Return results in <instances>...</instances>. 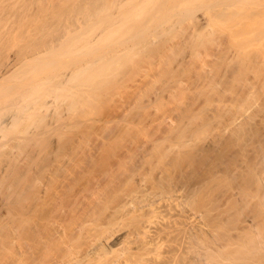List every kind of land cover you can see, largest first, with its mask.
<instances>
[{"label":"rangeland","instance_id":"obj_1","mask_svg":"<svg viewBox=\"0 0 264 264\" xmlns=\"http://www.w3.org/2000/svg\"><path fill=\"white\" fill-rule=\"evenodd\" d=\"M47 1L118 24L0 86V264H264V0Z\"/></svg>","mask_w":264,"mask_h":264},{"label":"bare ground","instance_id":"obj_2","mask_svg":"<svg viewBox=\"0 0 264 264\" xmlns=\"http://www.w3.org/2000/svg\"><path fill=\"white\" fill-rule=\"evenodd\" d=\"M45 1L48 2L47 0H45ZM209 1H210L209 7H211V8L215 7V6H218V7L223 6L224 7V6H228L232 3L237 2V0H209ZM230 2H232V3H230ZM189 3H191V2H189ZM42 6H43V4L41 5V0H0V86H6L7 73H9L10 71L14 72L17 75H18V73L19 74H25L27 72L29 73L30 69L33 67V66L31 67L30 65H28L29 61L37 59L44 52H48V53H50V55L52 54L54 56H58L57 58L55 57V59H57V60H55V62L56 61L59 62V60H62V62H63V59L65 60V57H67V55H66L67 53L69 54L72 52V54H70V55H75L76 52L84 49L83 48L84 46H85V48H87V47H89L90 44L91 45L94 44V42H96L99 39V36L100 35L102 36L101 33L104 31V29H105V31H106V29L108 30V28H110V26L114 22L112 20H115L113 18V16H111L110 14H107L105 16L101 14L100 17L97 18L98 22H96L98 24L100 23V25L98 27H100V26L102 27L101 30L98 29V27H97V29L99 30L98 31L99 33L96 32V34H95V31H96V29H95L96 27H95L94 28L95 31H94V29H92L91 31H89L87 33L79 34V36H75L73 38V36L71 35V32L73 30V29H71V27L72 26L74 27V25H75L74 21H73V17L75 18V16H73V13L71 12V13H69L71 15L67 16L65 14L66 16H64V13L66 11H64L63 8H61V9H63L61 11H64V13L63 14L61 12L58 13L56 10L57 6L55 7L54 2H50V1L46 5L47 8L46 7L43 8ZM59 6H58V8H59ZM190 8H191V6L186 7V11L187 12L191 11ZM96 9L98 10V8H96ZM96 9H93L94 11H93L92 15H94V16L97 15ZM183 11H185V10L183 9ZM179 12H182V11L179 10ZM85 16L87 17L88 14L84 13L82 16L83 19ZM78 20H80V19H78ZM86 20L84 19V21H86ZM82 23H83V21H82ZM76 24L79 25L78 23H76ZM102 24H103V26H102ZM117 24H118V22L113 24V25L116 26ZM23 25L25 26V28H24V32L22 33L20 28H23L22 27ZM18 30L21 31L20 32L21 36L20 35L19 36H20L22 42H23V40H24V42L22 43L20 41V38H19L18 41L21 42L22 45L18 44L19 47L18 48L15 47L16 50H14V52H13V61H10L9 59H6L7 57L6 58L4 57L7 54L6 53L7 50L9 49L8 48V43H9L8 40L11 39L10 38L11 34L13 35L15 32H18ZM141 30H142V24L140 22L131 21L129 24V27H128V31H126V34L127 33H130V34L134 33L135 34ZM14 35H16V34H14ZM58 36H63V37L69 36L70 37V43L65 47L62 46L63 50H62V48H59L62 51L56 50V48H57L56 44H58L56 42H58L60 40V37L58 38ZM115 38L120 39L122 37H115V36L111 35L108 37V39H109L108 41H113L112 39H115ZM17 39H18V37H17ZM76 41H81L78 47L75 46ZM73 52H75V53L73 54ZM63 53H65V54H63ZM68 57H69V55H68ZM82 63L83 62H81V64ZM81 64H78V65H81ZM54 65H53V67H54ZM74 65H76V64H74ZM80 67L77 66L78 72L82 71L83 67H81V69H80ZM86 69L88 70L87 67H86ZM86 69H83V71ZM77 70L74 69V71H77ZM71 75L72 74L69 75L70 78H71ZM23 76L26 78L25 75H23ZM50 78L47 80L48 82H51V81H49ZM66 80H67V77H66ZM45 82H46V80H45ZM57 83H59V82H57ZM22 84H24V83H22ZM54 84H56V83H54ZM60 84H62V82ZM35 85H36V83H35Z\"/></svg>","mask_w":264,"mask_h":264}]
</instances>
